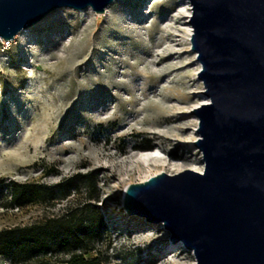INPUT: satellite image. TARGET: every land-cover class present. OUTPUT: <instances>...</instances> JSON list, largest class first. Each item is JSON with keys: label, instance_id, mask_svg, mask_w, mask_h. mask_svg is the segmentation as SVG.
Returning a JSON list of instances; mask_svg holds the SVG:
<instances>
[{"label": "rangeland", "instance_id": "obj_1", "mask_svg": "<svg viewBox=\"0 0 264 264\" xmlns=\"http://www.w3.org/2000/svg\"><path fill=\"white\" fill-rule=\"evenodd\" d=\"M190 9L188 0H114L101 15L60 8L21 38L0 40V230L42 212L4 208L11 182L50 187L91 173L106 227L102 264H195L181 243L167 250L161 225H136L121 206L125 188L147 174L137 153L185 164L167 175L203 170L191 113L208 99L190 49Z\"/></svg>", "mask_w": 264, "mask_h": 264}, {"label": "water", "instance_id": "obj_2", "mask_svg": "<svg viewBox=\"0 0 264 264\" xmlns=\"http://www.w3.org/2000/svg\"><path fill=\"white\" fill-rule=\"evenodd\" d=\"M114 0H0V40L54 10ZM190 49L208 99L198 120L201 172L161 173L128 185L121 206L136 225H161L195 264H264V0H188Z\"/></svg>", "mask_w": 264, "mask_h": 264}, {"label": "trees", "instance_id": "obj_3", "mask_svg": "<svg viewBox=\"0 0 264 264\" xmlns=\"http://www.w3.org/2000/svg\"><path fill=\"white\" fill-rule=\"evenodd\" d=\"M96 185L91 173L50 187L8 184L4 208L36 205L42 212L28 225L0 230V259L10 264H102L96 247L106 227L96 206Z\"/></svg>", "mask_w": 264, "mask_h": 264}, {"label": "bare ground", "instance_id": "obj_4", "mask_svg": "<svg viewBox=\"0 0 264 264\" xmlns=\"http://www.w3.org/2000/svg\"><path fill=\"white\" fill-rule=\"evenodd\" d=\"M186 4H187V2H186ZM187 9H189V8L187 7ZM186 15L188 17L189 16V12H187ZM57 16L58 15H54L52 18H56ZM187 34H188V37H189L190 36V28H187ZM20 36L21 35L19 33L17 36H14L13 40L18 39V38H21ZM84 52L85 51H83L81 53V55H80L81 57H83V56L85 57L86 54ZM93 52H94V50L92 51V53ZM167 53H169V52H167ZM159 56H160V58L163 59L165 57L164 52L161 53ZM186 111H188L187 108H176V112L177 113H175V114L176 115L177 114L179 115L180 113H183V112H186ZM175 120H176L175 118H169V122H172V121H175ZM182 126H184V125H182ZM180 132H181L180 126H177V127L174 128V132L173 133L171 132L172 135H170V136H172L173 138L174 137L175 138H177V137L179 138ZM192 138H194V137H192ZM174 150L175 149L169 151L167 154L169 156H173V154L175 152ZM134 157L138 161V163L141 165V167L144 170H146V172H147L146 175H144L143 177H141V180H140L141 182L140 183H144L149 178L154 177V176H157V175H159V174H161L163 172L176 173V172L180 171L181 169H184V165H185V164L183 165V164H180V163L171 162V161H169V159H167L168 157L167 158H157L155 156H152L151 151H149V150L148 151H144V152L137 153V154L134 155ZM151 171H154V172L151 174ZM185 264H187V263H185Z\"/></svg>", "mask_w": 264, "mask_h": 264}, {"label": "snow or ice", "instance_id": "obj_5", "mask_svg": "<svg viewBox=\"0 0 264 264\" xmlns=\"http://www.w3.org/2000/svg\"><path fill=\"white\" fill-rule=\"evenodd\" d=\"M156 155H159V153H156Z\"/></svg>", "mask_w": 264, "mask_h": 264}]
</instances>
